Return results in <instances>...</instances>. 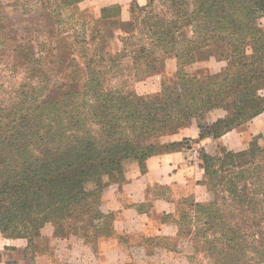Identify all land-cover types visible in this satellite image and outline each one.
I'll list each match as a JSON object with an SVG mask.
<instances>
[{
    "label": "trees",
    "instance_id": "trees-1",
    "mask_svg": "<svg viewBox=\"0 0 264 264\" xmlns=\"http://www.w3.org/2000/svg\"><path fill=\"white\" fill-rule=\"evenodd\" d=\"M82 1L55 0L48 12L61 35L63 12L70 11L66 22L79 27L81 35L59 38L50 29L38 42L8 35L0 24V59L10 58L12 74L46 60L61 74L73 70L53 89L48 72L36 77L31 70L16 83L2 73L7 68L0 70V233L8 239L31 243L45 218L44 224L68 228L93 245L109 218L100 211L102 191L125 180L123 162L137 163L144 172L149 157L179 151L174 148L190 141L162 140L185 130L192 119L197 123L206 113L222 110L223 118L211 125L197 124L193 140L218 139L249 122L257 104H264V95L258 97L264 89V30L255 21L256 15L264 16V0L132 3L127 20L119 21L131 30L112 35L108 26L119 18L120 7L103 8L96 21L103 24L95 27L79 7ZM55 9L62 12L54 17ZM204 54H215L225 66L215 74H188L186 68ZM168 59L175 61L174 80L161 78L154 98L108 83L126 85L124 76L132 83L144 81ZM77 72L81 89L72 91ZM258 141L253 138L240 152L221 148L216 158L199 153L202 184L206 192L220 194L222 203L185 202L179 234L193 242L201 237L197 249L212 264H264V233L243 231L231 215L264 219V147ZM189 210L200 223L197 231L191 230L192 222L184 227Z\"/></svg>",
    "mask_w": 264,
    "mask_h": 264
},
{
    "label": "crops",
    "instance_id": "crops-1",
    "mask_svg": "<svg viewBox=\"0 0 264 264\" xmlns=\"http://www.w3.org/2000/svg\"><path fill=\"white\" fill-rule=\"evenodd\" d=\"M132 3L144 6L147 0H83L79 7L90 10L98 19L103 8L117 5L120 16L115 20L122 22L127 20ZM152 78H157L160 87V75L141 83H151ZM157 91L147 89L140 95ZM223 116L212 117L211 121ZM197 136L191 123L179 139ZM255 137L264 146V104L249 122L218 139L206 138L201 146L206 149L205 145L213 144L240 152ZM187 156L184 151L158 153L145 161L144 172L137 163H127L125 180L109 187L101 197L100 211L110 217L102 221V226L109 220V231L93 245L74 237H59L51 224L43 226L31 243L0 233V264H201L179 234L180 217L187 210L185 202L202 204L207 194L200 160Z\"/></svg>",
    "mask_w": 264,
    "mask_h": 264
},
{
    "label": "rangeland",
    "instance_id": "rangeland-1",
    "mask_svg": "<svg viewBox=\"0 0 264 264\" xmlns=\"http://www.w3.org/2000/svg\"><path fill=\"white\" fill-rule=\"evenodd\" d=\"M53 1H55V0H0V24H2L4 26V28L6 30H8V35H16L17 37H24V38L29 37V38L37 39L36 41H38V42L47 36V33L50 29H53L54 34L57 35L59 38L66 37V35H73L75 33L81 35L82 30L79 27H75L70 22H66L67 16L71 13L70 11H68L69 13L63 12V16L61 18V21L65 22V24L60 25V27H59V28L63 29V33L60 35L59 31L56 30L57 26H53V24H54L53 17L50 20L48 18V12L52 8L54 9V6L52 4ZM57 3H58V1H57ZM159 3L160 2H156V5H159ZM55 11H57V10L55 9ZM59 12H62V9H59V11L55 12L54 17L56 16V13H59ZM85 15H86L87 19H90L96 23L95 27H99L100 25L103 24V23L101 24V23L96 22L97 18H95V16L92 14V12L90 10H85ZM255 17H256L255 21H256L257 25H259L264 30V16L256 15ZM108 30H109V33H111V35H112L113 32H116V33L117 32H121V33L129 32L131 30V27L128 25H124V23H121L118 20H115L114 22H112L110 24V26H108ZM108 38H109L108 39L109 43L107 44V47L109 49H112L114 46H112L110 36H108ZM204 55H203V58L201 60L197 61L196 63H194V64H192L186 68V71L188 74H192V73H195L198 71H203V70L207 71L210 74H215V73H218L225 66V62L220 60V58L217 57L215 54H210V55L204 54ZM1 57H2V55H1ZM11 65H12V62H11L10 58H1L0 59V70L5 69L7 67H11ZM31 70H36V73H35L36 77H39V75H41L43 72H48L49 77L51 79L48 82V86L50 89H53L56 86V85L54 86L55 82H59V83L64 82L65 81L64 75L73 71L71 69H69L67 71H64L62 69L63 72L61 74L60 70L57 67L55 68L54 65L49 64L48 61L46 60L45 63L39 67L20 66L17 68L15 74L14 73L12 74V72H11L12 70L7 68V70H3L2 73H4L5 75H8V76H12V79H14L16 83H20V82H24L25 79H27V77L29 76V72ZM128 74L132 76L131 73H128ZM174 74H175V61L173 59H168V60H165L163 63H160L157 66V71L155 73V75H160L162 79H164L168 82H170V81L172 82L174 80ZM75 75H76L75 76L76 88H74L72 91H80L81 85H82L81 74L79 72H77ZM124 77L128 79V82L126 83V85L121 84L122 80H120V81H117V80L109 81L108 80V83L111 87L120 88L121 90H123V92L135 91L139 95L141 92H144L147 89L148 90L158 89L157 92L149 93V94H143L142 96H147V98H154L156 95H158L160 87L158 86L157 78L156 79L152 78L154 80H152L151 83L147 84V83H141L143 81L132 83L131 82L132 80H129V79H132L131 77H129V76H124ZM148 87H150V88H148ZM262 95H264V89L259 92L258 97H262ZM253 96H255V95L254 94L250 95V97H253ZM262 106H263L262 103H258L257 107L254 110V113L256 114L262 108ZM217 115H224V112L220 109L212 110V111L206 113L204 115L203 119H201L197 123L195 120L192 119L189 126L191 125V123H193L194 128L197 129V124L203 125V126L211 125L212 124V121H211L212 117H216ZM189 126L187 128H189ZM182 131H180L179 133L174 134V135L166 136L162 140L163 143H175V142L181 141L182 139H179V137L181 136ZM186 139H189L190 141L185 142L183 144L181 143L182 145L175 147L174 149L180 148L179 151L186 152V154L188 155L187 157L190 160H195L197 158L199 159V153H201V151L208 154L212 158H216V157L220 156L221 147L215 146L213 144H208V145H205L206 149H204V147L201 146L202 145L201 141H203L204 139L201 141H194L193 138H190V137L186 138ZM258 143L260 144L259 141H258ZM160 153H163V151H161ZM122 165H123L124 169L127 168V165L125 162H123ZM202 181L205 182L204 178L202 179ZM113 185H115V184H111L110 186L106 187L102 191L101 197L103 196L105 191ZM213 194L211 192L207 191V194H205L206 195L205 202L202 204L206 205L213 200L217 204L222 203V200L220 198L222 196L218 193H213ZM99 203L101 205V198H100ZM228 204H229V202L227 201V205ZM230 208H231V206H230ZM187 210H188V208H187ZM188 215L189 216L187 217L186 221H184V227L188 228V226L191 225V222H192L191 230L193 229L194 231H197V229L201 228V227H199L200 223L195 219V216L193 215L191 218L192 213L190 212V210L188 211ZM231 215H232V224L234 226L239 227L243 231H245V232L247 231L249 233L250 232L251 233H258V234L260 232L264 233V219H263L262 215L256 214V215H254L253 219L245 217L246 220L243 219L244 214L242 215L243 218L239 217L241 220H238V217H234V214H231ZM242 219H243V222H242ZM44 221H45V218H42L40 221L41 224L43 223V226H45L47 224V223L44 224ZM108 221H107V223L104 224L106 231H109ZM187 223H189V225ZM182 225H183V223H182ZM43 226H42V228H43ZM53 228H54L55 234L59 237L77 238L75 236V232H72V230H70L68 228H60V227H56V226ZM195 236H196V234H195ZM182 238L188 242L187 250L190 251L191 253H193V257L198 258V260L201 264H212L213 263L211 259H209L208 257L205 256V254H203L202 252L200 253V251H198V249L202 245V242H200L201 237L196 236L194 239V242L188 240L189 236L188 237L183 236ZM197 242H198V244H197ZM197 247H199V248L197 249Z\"/></svg>",
    "mask_w": 264,
    "mask_h": 264
}]
</instances>
